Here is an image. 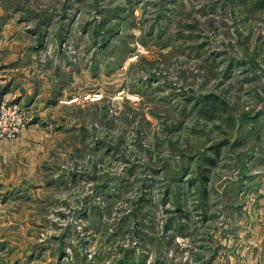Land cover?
Listing matches in <instances>:
<instances>
[{"label":"rangeland","instance_id":"374dc122","mask_svg":"<svg viewBox=\"0 0 264 264\" xmlns=\"http://www.w3.org/2000/svg\"><path fill=\"white\" fill-rule=\"evenodd\" d=\"M2 102L22 263L264 264V0H0Z\"/></svg>","mask_w":264,"mask_h":264},{"label":"crops","instance_id":"0c3cea01","mask_svg":"<svg viewBox=\"0 0 264 264\" xmlns=\"http://www.w3.org/2000/svg\"><path fill=\"white\" fill-rule=\"evenodd\" d=\"M6 145L0 141V152H6ZM5 204V203H4ZM4 204L0 203V224L2 223H20L21 215L17 212L10 211L6 214V207ZM9 212V211H8ZM6 229V227H5ZM6 231V230H5ZM7 232V231H6ZM17 240L14 235H8L7 233L0 232V264H26L22 263L19 258L22 257V250L16 244ZM28 251V250H27ZM30 252V251H28ZM18 261V262H17ZM30 264H48L47 262H33Z\"/></svg>","mask_w":264,"mask_h":264},{"label":"built area","instance_id":"2783aa9c","mask_svg":"<svg viewBox=\"0 0 264 264\" xmlns=\"http://www.w3.org/2000/svg\"><path fill=\"white\" fill-rule=\"evenodd\" d=\"M25 112L16 104H0V138H15L27 123Z\"/></svg>","mask_w":264,"mask_h":264}]
</instances>
